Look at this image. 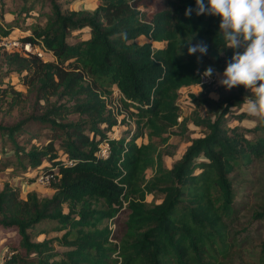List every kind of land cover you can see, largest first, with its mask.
Instances as JSON below:
<instances>
[{
	"label": "trees",
	"instance_id": "trees-1",
	"mask_svg": "<svg viewBox=\"0 0 264 264\" xmlns=\"http://www.w3.org/2000/svg\"><path fill=\"white\" fill-rule=\"evenodd\" d=\"M46 1L51 10L45 22L33 24L31 34L19 37L42 44L54 59L4 52L7 66L23 73L36 101L43 99L46 105L39 113L0 123V138L9 140L13 150L0 157V170L17 164L52 171L53 192L41 196L31 190L22 198L8 182L0 188V229L17 235L1 264H222L233 245V220L243 207L239 195L250 196L249 181L257 178L264 159V125L229 124L232 107H240L251 95L243 86L226 90L218 85V96L212 97V88L201 85L202 91L190 93L192 114L181 121L177 102L179 87L198 83L208 66L223 72L234 54L232 49L219 54L220 17L195 12L186 17L195 0L173 2V22L169 2L140 9L149 0H98L89 10L63 7L62 0ZM0 17L4 19L3 13ZM17 25L13 19L0 22V33L10 34ZM83 27L88 28L86 37L68 40ZM141 35L164 44L137 42ZM191 37L192 44L208 46L202 62H197L198 53H187L184 44ZM113 89L135 107L139 131L129 138L107 134L117 119L100 95H111ZM6 90L0 88V97ZM69 113L79 117L68 119ZM235 115L248 117L245 110ZM189 120L202 127L203 135L187 137L190 143L181 156L164 166L154 139L165 141L169 127L185 126ZM32 125L49 129L46 142L38 143L41 132H33ZM141 127L148 141L138 144ZM24 133L27 138L20 143L18 136ZM105 142L108 153L100 155ZM148 167L153 173L147 177ZM146 192L154 195L151 201H146ZM124 202V231L117 242L103 221L114 218ZM256 216L264 217V205ZM49 231L62 232L48 236ZM41 233L45 236L39 240ZM259 262L264 264V240Z\"/></svg>",
	"mask_w": 264,
	"mask_h": 264
},
{
	"label": "rangeland",
	"instance_id": "rangeland-1",
	"mask_svg": "<svg viewBox=\"0 0 264 264\" xmlns=\"http://www.w3.org/2000/svg\"><path fill=\"white\" fill-rule=\"evenodd\" d=\"M63 1V7L72 9H93L99 2L98 0H71L69 2ZM176 0H149L146 4H141L138 8L143 9L147 7V4L165 5L168 3L171 5V19L173 22L174 9L172 7L173 2ZM24 5L33 6L25 10ZM150 8V7H148ZM51 6L46 0H0V13H3V18L0 17V22L5 24V20H14L18 25L14 26L10 31L13 36H25L31 34L30 27L35 23L43 24L46 19V14L50 12ZM1 34V33H0ZM88 34V28L83 27L79 30H74L68 37L69 41H76L78 38L86 37ZM137 42H146L143 37L136 39ZM149 42H151L149 40ZM152 44V42H151ZM152 46L162 47L161 42L155 43ZM5 49L0 48V88L6 87V92L0 97V123H12L21 117L27 116L30 113H39L44 110L46 105L43 99L39 102L36 101L35 91L30 89L27 84L23 82V73H18L15 70L9 68L5 61ZM8 52V51H7ZM52 52L46 51L45 57L48 60L54 59ZM217 73H222L217 71ZM219 76L215 83L209 84L212 88L209 94L212 97H217L218 94L215 91L218 86ZM201 89L198 84L182 85L177 92V102L180 104V117L179 121L183 117H189L194 110V104L191 101L190 93H197ZM12 90L20 91L22 94L17 95ZM17 97L15 100L12 97ZM102 98H106V108L110 109L112 114L116 117L117 123L114 124L107 134L111 137H120L126 135L129 138L136 130L139 131V124L135 120L133 111L135 107L132 104H125L130 102L127 100L117 89H113L110 94H101ZM56 95H51L50 100H56ZM65 99L62 98L63 101ZM126 100V101H125ZM244 110V103L240 107H232V113L229 114V124H242L244 126H252L256 122H253L252 117L237 118L235 113ZM201 113H204L202 111ZM79 116L75 113L67 114L68 119H77ZM104 126V125H101ZM31 129L35 132L37 129L41 132L38 137V143H44L48 140L47 134L50 133L47 127L40 125H32ZM143 134L136 137L135 141L138 144L146 143L148 141L145 133L146 129L141 127ZM28 133H24L18 136L20 143L25 142ZM203 135L202 127L194 124L191 120L185 126L174 125L168 128V132L165 133L166 140L160 141L157 137L154 139L158 148L162 153L163 165L170 167L172 163L178 159L186 146L190 143L187 137H198ZM26 147H29L30 143H24ZM58 153L63 156L64 152L59 146L58 140L55 141ZM102 146V145H101ZM106 152L109 150V144L105 142ZM11 142L0 138V157L12 155ZM43 164H47L43 160ZM37 168L27 167L23 169L17 164L9 165L0 170V188L5 182L10 183L12 186L19 190L20 196L25 197L28 191H36L41 196H50L53 192L51 186L52 182L48 184H39L36 181ZM147 177L153 173V168H146ZM257 178L250 180V196H242L240 193L239 199L242 200L243 207H241L239 215H236L232 224V232L234 233L233 245L228 256L223 259L222 264H261L259 262V250L260 244L264 240V217H253V213L256 210H260L264 205V159L257 166L256 172ZM154 195L146 192V201H151ZM156 201H160V198H156ZM126 202L123 203V207L119 210L114 218H105L103 222L107 223L111 232L113 233L112 240L119 241V237L122 235L124 229L122 220L126 216L125 209ZM64 210H67V206L64 205ZM117 217V218H116ZM117 219V220H116ZM119 219V220H118ZM43 226H49V223L42 224ZM62 231H49L48 236L60 234ZM45 236V233L39 234L36 238L41 240ZM17 235L14 231H8L0 229V264L4 258L10 253L11 245L16 241ZM116 256V255H115ZM119 264V262H117Z\"/></svg>",
	"mask_w": 264,
	"mask_h": 264
},
{
	"label": "clouds",
	"instance_id": "clouds-1",
	"mask_svg": "<svg viewBox=\"0 0 264 264\" xmlns=\"http://www.w3.org/2000/svg\"><path fill=\"white\" fill-rule=\"evenodd\" d=\"M195 5L187 8L184 15L191 17L195 12L196 16H219L216 37L223 42L218 47L219 54L224 49H232L234 53L226 61L224 71L217 73L218 84L226 90L237 86L250 90L251 95L244 98V110L254 118L253 122L264 125V0H195ZM191 41L192 37L184 44L188 55L198 53L197 62H202L208 46ZM214 71L208 66L201 79H211Z\"/></svg>",
	"mask_w": 264,
	"mask_h": 264
},
{
	"label": "built area",
	"instance_id": "built-area-1",
	"mask_svg": "<svg viewBox=\"0 0 264 264\" xmlns=\"http://www.w3.org/2000/svg\"><path fill=\"white\" fill-rule=\"evenodd\" d=\"M0 48H3L8 52H18L26 56L29 54H36L43 60H48L46 59L45 54H46V51H50L42 44H38V43L33 44L30 40H23L19 36H13L11 34H7V35L0 34ZM202 73H200V79H199V82L197 83L198 85L200 86L209 85V84L216 82L217 70L214 71V74L211 77V79L209 78L201 79ZM98 153L100 155H106L108 153V151L106 152V149H105V143L100 144V149L98 150ZM69 162L71 161L69 160ZM54 179H55V175L52 171H48V172L37 171L36 181L37 183L41 185L48 184L52 182Z\"/></svg>",
	"mask_w": 264,
	"mask_h": 264
},
{
	"label": "crops",
	"instance_id": "crops-1",
	"mask_svg": "<svg viewBox=\"0 0 264 264\" xmlns=\"http://www.w3.org/2000/svg\"><path fill=\"white\" fill-rule=\"evenodd\" d=\"M140 37H143L145 40H148V41L150 40V41L152 42V45L155 44V43H158V42H161L162 44H164L163 41L152 40L151 38L146 37V36H144V35L138 36L136 39H138V38H140ZM136 39H135V40H136ZM157 47H159V46H157ZM198 86H199V85H198Z\"/></svg>",
	"mask_w": 264,
	"mask_h": 264
}]
</instances>
